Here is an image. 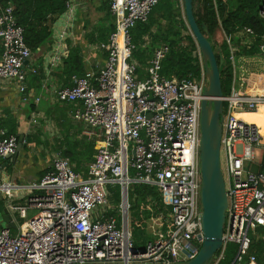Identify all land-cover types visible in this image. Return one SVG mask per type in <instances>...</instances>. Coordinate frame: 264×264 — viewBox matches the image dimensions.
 Returning <instances> with one entry per match:
<instances>
[{
	"label": "built area",
	"instance_id": "obj_1",
	"mask_svg": "<svg viewBox=\"0 0 264 264\" xmlns=\"http://www.w3.org/2000/svg\"><path fill=\"white\" fill-rule=\"evenodd\" d=\"M159 2L112 0L116 29L98 45L106 54L104 66L74 75L71 85L57 92L63 103L82 104L74 117L96 138L97 152L87 176L58 157L20 203L14 192L22 187L0 181V194L16 225V232L0 227V264H183L199 254L204 242L201 113L208 80L199 47L194 52L201 67L199 79L163 78L162 64L170 51L166 45L155 50L145 77H140L132 31L149 21ZM261 15L264 18V7ZM254 34L245 28L240 37ZM224 36L235 75L238 49ZM0 37V83L17 81L25 93L24 66L33 53L14 6L1 0ZM62 60L57 54L52 62ZM223 100L221 166L228 210L223 246L212 264L222 262L230 244L238 247L233 264H259L251 247L260 237L258 231H264V172L253 173L251 166L262 158L264 135L240 115L258 112L264 92L248 94L234 82ZM18 146L17 135L2 132L0 160L14 156ZM135 184L155 187L162 204L150 196L148 206L163 207L156 217L165 230L143 248L136 246L132 233L130 191ZM115 187L120 188L118 204L110 190ZM30 212L36 214L29 218Z\"/></svg>",
	"mask_w": 264,
	"mask_h": 264
},
{
	"label": "trees",
	"instance_id": "obj_2",
	"mask_svg": "<svg viewBox=\"0 0 264 264\" xmlns=\"http://www.w3.org/2000/svg\"><path fill=\"white\" fill-rule=\"evenodd\" d=\"M5 5H13L17 23L24 29V36L27 46L34 55L39 54L52 38L51 21L54 16H60L67 10L69 0H1ZM196 5L195 10V3ZM179 0H160L154 8L147 23H139L132 31L133 42L136 50L133 59L139 64L138 73L141 78L146 73L143 70L148 67L156 49L162 45L169 47L170 51L163 61L161 76L165 79H199L201 77V67L194 57V52L198 49L197 43L191 34L183 35L188 31L187 23L181 17ZM264 7V0H194V10L197 22L209 40L214 43L216 54L219 60H223L220 66L224 96L231 93L235 82L234 68L231 62V49L225 41L219 47L215 42L217 32L223 31L231 38L234 46L238 44L240 49L235 53L236 58L241 55L254 56L261 53V46L264 42V18L261 11ZM245 28L254 31L253 42L250 46H241L246 41L245 37H240ZM113 27L105 36L102 33L91 42H107L110 35L115 31ZM104 35V34H103ZM149 39V41L146 40ZM64 74L71 80L74 75L86 73L84 54L80 47L70 49L67 59L64 60ZM33 80L41 82L43 79L39 72L34 75ZM28 93V91L26 92ZM36 109V107L34 108ZM62 127L68 132L71 128H76L72 122L64 120ZM81 122V121H80ZM83 125L85 123L81 122ZM80 125L82 128L83 125ZM38 127L33 125L29 133V141H34L32 134ZM80 127V128H81ZM88 127V126H87ZM35 128V129H33ZM84 130L86 128L84 127ZM264 135V128L262 129ZM9 134H13L9 132ZM17 135V134H14ZM20 137V136H19ZM40 141L39 139H37ZM59 155L66 158L71 163L75 173L84 177L88 174L89 165L94 161L96 155V144L92 139L83 137L73 139L68 134L63 141H57ZM261 172H264V153L261 160ZM115 193L114 204L120 201V188H110ZM132 233L136 246L143 248L149 241H154L155 232L147 230V226H162L157 220V214L163 212V207L159 209L161 201L159 193L155 187L145 184H135L133 186ZM152 196L158 206L153 203V209L148 206L147 198ZM7 207L6 200L0 199V218L4 215ZM150 209L156 211L153 213ZM167 213V212H166ZM114 214V213H112ZM13 232H16L12 228ZM163 231L165 228L158 229ZM259 238H255V243L251 247V254L255 255L259 264H264V231L259 230ZM238 247L230 244L225 252V258L220 264H233L237 255Z\"/></svg>",
	"mask_w": 264,
	"mask_h": 264
},
{
	"label": "crops",
	"instance_id": "obj_3",
	"mask_svg": "<svg viewBox=\"0 0 264 264\" xmlns=\"http://www.w3.org/2000/svg\"><path fill=\"white\" fill-rule=\"evenodd\" d=\"M111 1L69 0L66 12L60 16H54L51 21L52 38L39 50L38 55L32 54L26 65L25 86L28 93L27 91L21 92L17 81L0 83V134L11 132L17 134L18 137L23 135L28 139L26 147L19 152L17 158L0 160V181L22 187L14 192L18 197L16 199L18 203L29 193L28 189L46 174L53 161L61 157L57 151L58 140L63 141L64 136L69 134L73 139L87 137L94 140L96 144V138L88 134L90 128L74 117L75 110L82 108V104L80 102L63 103L58 100L57 92L71 85L72 78L69 80L63 72L64 60L67 59L71 48L80 47L82 49L86 72L98 71L104 66L106 54L98 49L101 42L94 43L91 40L98 38L101 33L105 36L115 27V19L110 7ZM218 34L224 36L223 31H219ZM245 38L246 41L242 42L241 46H250L253 39L246 36ZM235 46L238 50L240 49V45ZM1 54L2 42L0 40V58ZM57 54L62 56V63L52 62ZM33 69L42 74L41 82L33 80L34 76H29L35 74L32 72ZM146 69L143 73H146ZM235 72V87L238 90L248 94L264 92V51L254 56L239 55L236 58ZM38 98H40L39 103L36 102ZM35 115L38 127L33 128L35 130L32 134L36 139L29 141L28 135L34 125L31 124V120ZM64 120L79 127L71 128L67 132L62 127V123L65 124ZM81 124L86 130L80 126ZM261 160V157L257 159L260 170ZM135 198L132 197L130 191L132 205ZM0 199L5 200V197L2 195ZM132 214L133 206L131 219ZM9 215H11L10 212ZM13 226L16 225L13 224ZM160 228L162 227L147 226V230L152 231L151 234L153 232L157 234Z\"/></svg>",
	"mask_w": 264,
	"mask_h": 264
},
{
	"label": "water",
	"instance_id": "obj_4",
	"mask_svg": "<svg viewBox=\"0 0 264 264\" xmlns=\"http://www.w3.org/2000/svg\"><path fill=\"white\" fill-rule=\"evenodd\" d=\"M184 11L187 26L199 47L204 60V68L208 83L205 87V99L202 102L201 113V171L203 206L202 224L204 242L202 248L193 260L183 264H212L215 256L223 246L224 227L227 221L228 195L224 174L221 166V145L223 136L224 91L219 60L214 43L201 30L194 10V0H184ZM0 40L2 38L0 37ZM29 63V60L25 63ZM28 139L19 137L18 151L6 160L17 158L19 152L26 147ZM253 173H259L260 166H251ZM3 220L7 227L15 228L11 223L9 211L6 209Z\"/></svg>",
	"mask_w": 264,
	"mask_h": 264
},
{
	"label": "rangeland",
	"instance_id": "obj_5",
	"mask_svg": "<svg viewBox=\"0 0 264 264\" xmlns=\"http://www.w3.org/2000/svg\"><path fill=\"white\" fill-rule=\"evenodd\" d=\"M179 2H180V5H179V9H180V13H181V17H182V19H184L185 21H186V18H185V11H184V0H179ZM198 3L196 2L195 3V10H196V5H197ZM197 11V10H196ZM188 29H189V27H188ZM187 34H191V32H190V29L188 30V31H184L183 32V35H187ZM192 35V34H191ZM225 38V36H219V34H218V32H217V35H216V37H215V42L220 46L221 45V43H222V41H223V39ZM220 43H219V42ZM254 86H255V83H254ZM0 196H2V195H0ZM34 214H36V212H30V214H29V218H31ZM8 225H7V223L3 220V218H0V227L1 228H5V227H7Z\"/></svg>",
	"mask_w": 264,
	"mask_h": 264
},
{
	"label": "bare ground",
	"instance_id": "obj_6",
	"mask_svg": "<svg viewBox=\"0 0 264 264\" xmlns=\"http://www.w3.org/2000/svg\"><path fill=\"white\" fill-rule=\"evenodd\" d=\"M240 117L244 118L250 123L256 124L260 128V132L263 134L262 129L264 128V106H262L258 112L245 113L240 115Z\"/></svg>",
	"mask_w": 264,
	"mask_h": 264
}]
</instances>
